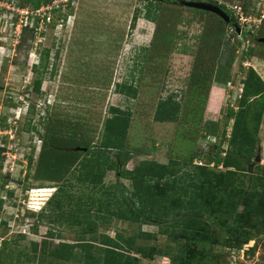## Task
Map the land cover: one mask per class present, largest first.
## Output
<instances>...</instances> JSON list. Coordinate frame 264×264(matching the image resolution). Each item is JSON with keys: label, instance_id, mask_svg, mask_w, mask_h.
I'll list each match as a JSON object with an SVG mask.
<instances>
[{"label": "rangeland", "instance_id": "obj_1", "mask_svg": "<svg viewBox=\"0 0 264 264\" xmlns=\"http://www.w3.org/2000/svg\"><path fill=\"white\" fill-rule=\"evenodd\" d=\"M4 1L2 11L14 7V13L3 14L0 24V218L7 222L0 223V264H87L81 256L64 260L50 252L58 243L93 239L99 246L102 235L114 238L122 233L126 237L139 231L137 223L112 216L105 198L91 191V184L76 182L78 161L83 157L70 151L84 141L91 148L99 144L111 106L132 111L127 147L133 156L126 169L149 159L172 164L183 176L194 171V161L215 172L225 170L208 163L206 154L219 142L222 150L228 149L233 119L226 120L225 113L228 107L237 106L244 70L252 66L264 75V65L255 67L258 60H264V43L252 41L264 36V0H213L242 8L250 20L241 29L246 37L236 28L228 31L229 26L213 14L169 2L148 10L153 22L144 18L148 7L144 0H70L67 7L50 12L45 26L43 11L36 9L50 6L52 0L37 8L31 3L22 5L23 0ZM217 32H223L218 41L210 36ZM204 33L208 37L201 38ZM182 45L188 52L181 51ZM249 47L252 52L245 55ZM230 53L234 58L230 76L220 83L215 78L216 66L224 65ZM220 73L225 75L224 68ZM37 78L42 79L40 92L33 89ZM131 80L137 89L135 98L117 90L119 83ZM169 96L181 105L177 121L154 120L157 104ZM258 138L255 157L260 154L261 160L254 161V157L247 172H238L230 180L224 189L225 200L233 181L235 188L247 192L254 188L249 174L253 178L263 174L257 165L264 166V114ZM43 145L51 149H45L42 161H56L52 166L59 181L44 179L43 173L49 172L42 165L36 173ZM62 149L65 153L58 152ZM196 150L200 155L192 161ZM4 179L7 182L2 186ZM116 180V171L106 170L104 184ZM119 180L131 190L129 180ZM57 186L68 192L52 196ZM109 200L110 208L116 210L115 201ZM262 205L253 215L247 214L240 227L242 239L230 245L223 225H232V219L212 202L204 211L210 225L201 229L210 238L201 243L190 241L199 250L192 262L202 258L209 264H264ZM243 208L240 203L237 212ZM88 221L94 224L87 228ZM140 230L152 236L136 235L137 245L171 246L174 253L178 251L170 229L163 232L143 224ZM76 246L75 252L81 253L80 244ZM136 256L142 264H174L163 255Z\"/></svg>", "mask_w": 264, "mask_h": 264}, {"label": "trees", "instance_id": "obj_2", "mask_svg": "<svg viewBox=\"0 0 264 264\" xmlns=\"http://www.w3.org/2000/svg\"><path fill=\"white\" fill-rule=\"evenodd\" d=\"M144 1L148 3L144 18L148 20L152 19L151 21L153 22H156L155 18L152 17L150 19L151 16L148 13V10L153 7L159 8L163 2L184 6L180 3L182 0ZM209 1L213 2V0ZM46 2L48 1L23 0L21 4L31 3L37 8ZM213 3L217 4V2ZM220 7L225 11L224 6L220 5ZM191 9L203 12L202 14L206 15L213 14L216 16L214 18L218 19L225 26L235 23L232 13L227 12L230 21L226 23L212 12L196 8ZM52 11L55 12L58 9H53ZM137 15V12L133 15V24L137 21ZM169 34L168 39H171L172 34ZM222 34L223 32H217L210 36H214V39L218 41ZM241 36L246 37L245 32L241 33ZM200 37L206 38L208 36L204 33ZM255 38L252 41L258 42ZM181 51L184 53L188 52L187 46L182 45ZM49 52V50H46V57L49 56ZM251 52L252 48L249 47L244 53L245 55H249ZM232 53H230L224 65L219 63L216 66L215 78L220 83H225L229 79L230 68L234 59ZM255 67L262 68V62L258 60ZM221 68H224L226 72L224 76L220 73ZM244 71L243 86L240 97H238L237 106L228 107L225 113L226 120L233 119L230 134L227 138L229 141L228 149L222 150V143L219 142L216 145H212L210 153L206 154L208 163L216 167L223 166L225 169L223 172L210 170L206 164H194V171L187 172V176L184 175V177L181 174H177L176 168L172 164H163L149 159H143L134 165L132 169H126V163L133 156V151L127 147L132 111L129 108H122L121 106H111L109 108L110 115L105 119L103 124L99 144L91 148L84 141L76 144V147H79L78 149L70 151L71 155L81 154L83 157L82 160L78 161L81 163L76 175V182L91 184L93 187L91 191H99L101 196L105 198L106 202H104V205L107 206L106 208L111 212L112 216L115 215L125 221L137 223L139 231L126 237L122 233H117L114 238L102 235L99 246L96 245V241L93 239H79L72 244L65 242L58 243L52 248L51 255L64 260H70L73 256L75 258L81 256L79 259L87 264H142L139 256H136V254H158L169 257L174 264H209V262L202 258H199L194 263L192 262L194 256L199 253V250L193 247L194 244L192 243H196L195 241L201 243L210 238L201 229L206 226L208 229L210 225L204 211L209 209L212 202L222 207L223 211L232 219V225L221 224L229 235L226 240L227 243L233 245V242H240L242 234L239 232L243 227L247 214L251 213L253 215L255 208L262 207L264 203V166H260V164L257 167L263 170L261 176L253 178V175L249 174L250 178L254 181L253 189H248L245 192L243 188H235L233 181L228 198L225 200L224 197V189L230 180L238 172H247L248 165L252 163L255 157L259 141L258 132L264 114V81L252 66H248ZM41 85L42 79L37 78L33 83L34 91L40 92ZM117 90L127 97L135 98L137 96V89L133 85L132 80L130 83L127 81L119 83ZM180 108V103L173 100L172 96H169L157 104L153 118L160 122L177 121ZM47 121L50 122L49 117ZM225 134L224 130L223 139ZM216 135L219 136L220 134L216 133ZM43 146L44 149L42 150ZM43 146L41 147V159L39 160L36 173H39L43 167L44 170L49 172L47 174L43 173L44 179L59 181L60 178L56 176V172L52 166L56 161L51 163L48 161L43 163L42 161L46 150L51 149H47V145ZM58 152L65 153L63 149ZM199 155V151L196 150L191 156V160L193 161L194 157H198ZM29 162H32L31 158H29ZM39 165H42V167ZM106 170L116 171L117 180L110 185L104 184L103 181ZM120 178L130 181L131 190L119 180ZM6 182L7 180L4 179L1 185L4 186ZM60 191L62 193L68 192L67 188L57 186L52 196ZM51 198L47 203L50 202ZM184 198H188L189 200L185 201ZM109 199L115 201L117 205L116 210L110 208L111 202ZM240 203L243 204L244 208L242 212L238 213L237 207ZM100 204L99 209H101L102 205ZM172 212H175V214L170 216ZM0 223L5 225L7 222L1 219ZM93 224L94 222L88 221L86 226L88 228ZM143 224L155 225L163 232H168L170 229L174 241L178 243V251L174 253L175 248L171 246H167L166 249H160L154 246L137 245L135 242L136 235L152 236L151 233L140 230ZM179 237L184 239L183 243L179 242ZM189 242L190 244L187 245ZM76 244H80L82 247L81 253L75 252ZM34 249H36V244H34Z\"/></svg>", "mask_w": 264, "mask_h": 264}, {"label": "built area", "instance_id": "obj_3", "mask_svg": "<svg viewBox=\"0 0 264 264\" xmlns=\"http://www.w3.org/2000/svg\"><path fill=\"white\" fill-rule=\"evenodd\" d=\"M58 1L59 0H52L51 2V5L50 6H41V8H37L36 11H43V14L41 16V23L42 25L45 24V26L47 25V23H49L50 21V12L53 10V9H59V7L61 6L62 8H65L69 5L70 3V0H60L61 1V5L58 4ZM198 1V0H197ZM199 1H209V0H199ZM5 2L6 1H2L0 0V24H2V17L4 16L3 14H6L7 12L10 13L11 15L14 13L12 10L14 7L11 8V10H8L9 8H6V10H3L2 11V7L5 5ZM14 1L11 0V3H13ZM217 4L219 5H222L224 6V8L229 11L230 13H232V16H233V19H234V22L232 25H229V28L230 30L228 31H233L234 28H237V26H239L240 28V33H241V29L244 28V23L248 20L249 18L247 16H243L244 13L242 11V8L240 6H231L226 3H220V2H217ZM27 12V11H26ZM14 17V16H13ZM13 17L11 16V20H13ZM17 24V23H16ZM241 26V27H240ZM233 87H231L230 85V89H232ZM239 97H240V93L242 91V88L239 89ZM194 163H197L199 165H202L201 163H198L197 161H194ZM213 165V164H211ZM0 222H1V218H0Z\"/></svg>", "mask_w": 264, "mask_h": 264}, {"label": "water", "instance_id": "obj_4", "mask_svg": "<svg viewBox=\"0 0 264 264\" xmlns=\"http://www.w3.org/2000/svg\"><path fill=\"white\" fill-rule=\"evenodd\" d=\"M180 3L186 7L196 8V9H200L203 11L212 12V13L216 14L217 16H219L221 19H223L226 23L229 22L228 14L224 10L219 8L217 5H214L212 3L202 2V1H194V0H182ZM236 32L240 33L239 27L236 28ZM255 39L258 42L264 43V36L256 37ZM260 160H261V156H260V154H258L254 158V161L259 162Z\"/></svg>", "mask_w": 264, "mask_h": 264}, {"label": "flooded vegetation", "instance_id": "obj_5", "mask_svg": "<svg viewBox=\"0 0 264 264\" xmlns=\"http://www.w3.org/2000/svg\"><path fill=\"white\" fill-rule=\"evenodd\" d=\"M194 1H197V0H194ZM198 1H199V0H198ZM204 2H208V3H212V4H214V5H217V4H215V3H213V2H210V1H204ZM217 6H218L219 8H221L220 5H217ZM221 9L223 10V8H221ZM225 12H226V13H227V12L230 13V12L227 11L226 9H225ZM228 13H227V14H228ZM230 14H231V13H230ZM228 16H229V15H228ZM229 21H230V17H229Z\"/></svg>", "mask_w": 264, "mask_h": 264}, {"label": "crops", "instance_id": "obj_6", "mask_svg": "<svg viewBox=\"0 0 264 264\" xmlns=\"http://www.w3.org/2000/svg\"><path fill=\"white\" fill-rule=\"evenodd\" d=\"M262 64L264 65V60H263ZM259 75L261 76V78H262L263 81H264V75H261V74H259Z\"/></svg>", "mask_w": 264, "mask_h": 264}, {"label": "clouds", "instance_id": "obj_7", "mask_svg": "<svg viewBox=\"0 0 264 264\" xmlns=\"http://www.w3.org/2000/svg\"><path fill=\"white\" fill-rule=\"evenodd\" d=\"M202 2H204V1H202Z\"/></svg>", "mask_w": 264, "mask_h": 264}]
</instances>
